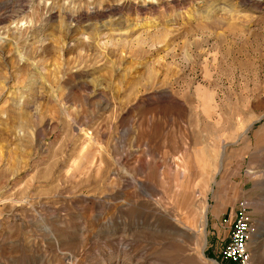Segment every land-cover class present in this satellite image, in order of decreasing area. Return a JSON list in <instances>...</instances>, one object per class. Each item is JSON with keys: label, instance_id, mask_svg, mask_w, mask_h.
<instances>
[{"label": "rangeland", "instance_id": "rangeland-1", "mask_svg": "<svg viewBox=\"0 0 264 264\" xmlns=\"http://www.w3.org/2000/svg\"><path fill=\"white\" fill-rule=\"evenodd\" d=\"M242 202L264 264V0H0V264H229Z\"/></svg>", "mask_w": 264, "mask_h": 264}, {"label": "built area", "instance_id": "built-area-1", "mask_svg": "<svg viewBox=\"0 0 264 264\" xmlns=\"http://www.w3.org/2000/svg\"><path fill=\"white\" fill-rule=\"evenodd\" d=\"M252 232V219L248 205L246 202H242L232 222L229 240L222 248V261L229 264H252L249 249Z\"/></svg>", "mask_w": 264, "mask_h": 264}, {"label": "bare ground", "instance_id": "bare-ground-1", "mask_svg": "<svg viewBox=\"0 0 264 264\" xmlns=\"http://www.w3.org/2000/svg\"><path fill=\"white\" fill-rule=\"evenodd\" d=\"M206 217V216H205ZM190 254V253H189ZM121 264H122V262H121Z\"/></svg>", "mask_w": 264, "mask_h": 264}]
</instances>
